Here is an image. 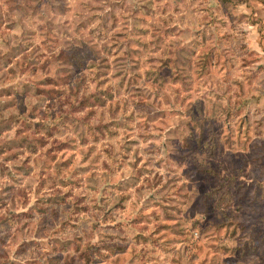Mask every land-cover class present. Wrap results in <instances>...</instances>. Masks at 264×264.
Returning <instances> with one entry per match:
<instances>
[{
  "label": "rangeland",
  "instance_id": "374dc122",
  "mask_svg": "<svg viewBox=\"0 0 264 264\" xmlns=\"http://www.w3.org/2000/svg\"><path fill=\"white\" fill-rule=\"evenodd\" d=\"M0 264H264V0H0Z\"/></svg>",
  "mask_w": 264,
  "mask_h": 264
}]
</instances>
